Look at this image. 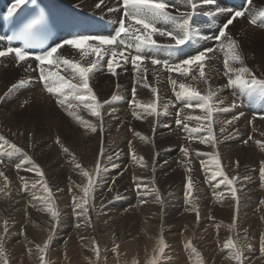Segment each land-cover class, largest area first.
Instances as JSON below:
<instances>
[{"label": "bare ground", "instance_id": "bare-ground-1", "mask_svg": "<svg viewBox=\"0 0 264 264\" xmlns=\"http://www.w3.org/2000/svg\"><path fill=\"white\" fill-rule=\"evenodd\" d=\"M95 2L96 0H92L90 2L88 1L86 2V0H83L82 1L83 4L81 7L90 9L92 8V5ZM253 8L256 9V6L253 5ZM187 10H190V9H187ZM172 14L176 15L175 13H172ZM238 22H242V21H237L235 24H237ZM247 33L250 35L251 42L257 43V41L259 42V40L264 38L263 33H260L259 30H256L254 28L252 29L249 28ZM213 46L215 45H210L209 42H206V43L198 42L196 45L195 51L190 52L189 54L184 55V56H179L169 51L149 52L148 55L150 58L155 57L161 60H167L170 63H177V62H181L185 57L189 55L196 54L198 51H201L205 48L213 47ZM243 57H244V62H245L244 66L246 67H248L249 62H253L255 60L254 55L250 53L243 55ZM223 59H224L223 53L218 50L214 55H212V59L207 62V66L205 69V70L209 69V72L206 73L207 83L199 80V78L197 80H192L190 78H184V77L179 76L178 79L180 83H185L187 85H190L191 87L196 88L198 91H200L202 95L207 94L209 89L212 90L213 92L219 91V93L217 94L218 97H216L218 100L222 99L224 102L231 100V103H233L236 100L235 102L242 104L241 109H237L236 112H233L234 107L227 104L226 105L228 109L227 111L214 112L213 114V118H218L219 131L222 127L225 128V131L222 132V134H227L230 131H235L234 136L236 137V139H233V140H226L225 139L226 135L223 137L218 136V151L217 152L219 153L220 160H221L220 162H221L224 173L229 177V179H232L233 177L237 178L235 187L237 189L238 202L231 198V187H229L225 183H222L221 180L211 179V174L213 171L216 170V167H215V164L213 163L212 156L208 154L203 155V151L205 149H211V148L216 147L217 145L216 141L215 143H207V144H201L199 143V141L198 142L192 141L190 143H187L184 141L185 144H188V145H192L193 143H195L192 150L188 153L187 156H185L184 153H182L181 151H178L176 144L178 145L180 144V140H178L179 139L178 136L182 134L183 129L179 128V129H176L177 133L174 132L173 124L176 125L175 121L177 119V113H180L181 118H185L187 116H193V115L204 116L205 113H202L199 110V108H196L197 109L196 112L189 113L188 108L184 107V102L176 99L177 103L179 104L178 111L167 109L164 112V114L160 116L158 120V122L161 120H165L164 124L170 125V129H172L171 130L172 134H169L170 130L168 132L159 131L158 124H157V129L154 131L155 132L154 135L161 134V135L166 136L167 138L166 139L162 137L160 140L156 139L158 144L153 142L151 138V136L153 135L152 129L154 127L153 126L154 125L153 116H145L143 113V109L135 108V105H134V108L132 109L133 111L135 110L139 115H141V119L139 120L133 119V121L137 122L138 120L142 125L148 126L149 129L148 131L144 133L137 132V133L128 134L126 132L124 137L125 138L129 137V140H128V145H125V149L128 150L127 148H129L131 150L135 149V151H144L148 155L144 157V155L138 153L135 155V158L134 157L122 158L120 161L118 160L116 162H122L121 170L128 169L131 171V170H134L135 167L136 168L140 167L144 169L145 170L144 174L147 176H150L153 180H155L154 183L162 182V180H167L169 183L172 180L175 181L178 178H182V177H184L183 179L186 182L189 178V174L194 170V174L191 175L192 180H194L195 182L197 180H200L201 182L211 183L209 185H206L203 189H201L198 185L195 187L197 196L201 194V198L198 196L201 203L197 204V207L200 205V208L198 211L196 210V213H194L195 208L193 207V204L190 200L191 197H189V195L187 194L186 186L180 185L178 189L172 190L171 193H166L165 190L162 188L160 191H162L164 195H170L168 198H166L163 195H158L157 191L156 192L154 191L149 192L147 190L141 191V188L147 187L146 189H150L151 187V185H148L149 183L147 184H145L144 182L142 183L141 182L142 178L140 179L141 181L137 180V181H134V183H128V180H125L127 182V185H123V183L122 185H119L118 183L114 182L115 187H116L115 190L113 189L114 187L111 188L112 186H110L111 190H109L110 188L104 189L101 187L102 189L100 192L96 193L94 192L95 190L93 191L94 193H96L95 195L92 193V189H91L90 194L92 195H89V198H91L92 201L95 199V201H93V205L91 208L92 218H94L93 221L89 220L88 215L86 214V212H84V197H85L84 194L79 195V196L72 195L71 198H69L68 202L62 200L65 203V205L62 202L57 203V201H59L60 196L63 197L62 193L64 192V190L63 192L60 193V195H51V198L54 199L53 202L48 203L47 202L48 200L43 198L45 195L44 189L40 188L38 185V182L41 181V179L40 180H31V179L29 180L26 177L27 175L25 176V173L28 171H24L23 168L31 166V164L28 163L29 158L32 163H36L37 161L39 162L42 161L43 163L47 164L48 166L47 171L44 173L45 180L43 181H46L49 184L51 182H54L53 181L54 179H55V182L60 181L62 172H66V171L69 174L74 175L75 178H78V177L81 178L82 176L81 171L79 168L75 167L76 164L83 166L81 168L86 171H89L90 165H93V164L97 166H101V168L104 167L106 164V161L104 162V159H106L105 153H104V150L106 149V145L103 144L102 142L103 137H101V133H99L98 131L100 129L104 134L107 132L106 127L104 125L106 112H104L103 113L104 122L102 120V124H101V121L98 120V118L96 117L90 120H86L85 119L86 117H85L82 120L85 121L86 123L82 125L78 123L76 119H74L73 117H70V119L68 118L69 122H66L63 119H60V118L56 119L51 116L52 117L51 120L43 121V127H41V129H38L36 125H33L31 121L30 123L32 124L30 123L29 124L32 127H29L28 131H24V133H26L27 135L25 139L18 137L20 133H17L16 135L17 131H14L13 133H11V135L17 136L18 142H20L21 144H25L26 146L24 147L17 146L16 142L13 140L16 146L21 149L20 152H14L13 150L7 151L5 148L0 150V159L4 161V163L0 165L5 167V169L9 171V175L13 176V179H12L13 184H16L14 187L12 186L13 188H9L8 184L5 185L4 177H7V176L4 175V177H0V189H3V191L0 192V200H1L0 201V227L1 225H4V222L8 223L9 219H7V216L9 217L12 212L20 213V211L18 210H20L21 208L20 207L18 208V206L26 204V206H28L27 211L24 213L26 218L23 212H21V215L23 217L22 221H24V224H22V226H18L19 223L17 222L15 223V226H13L14 224H12L11 222L8 226L9 230H8L7 235H11L14 232H19L18 235L24 236L25 232L27 231V233L30 232L34 234L36 238H42L43 236H44L43 238H45L47 236L46 234H48L49 232L48 228H49L50 222L52 221L50 219L45 221L46 214L44 213V210H47L48 206L50 205L53 211L59 213L58 210H60L61 212H63L61 214L62 219H63L61 220L62 222L60 221L59 226L58 225L55 226V230L59 229L60 231L57 233L56 237H54L55 239H53L54 242L52 245L53 246L64 245L66 244L64 241H67L68 239L69 241H71L70 254L74 258H77L79 256L83 257L84 252L87 253L88 246L91 242L95 241L96 243V240L92 241V237L90 236V233H89L92 231V229H95L96 233L98 232L99 229H102L101 230L102 232L104 229L107 230L108 228L110 229V231H113V232L116 231L118 236L116 235L112 236L111 241L115 243V241L117 240L116 238L118 237L119 241L122 242V245H123L126 240H137V235L140 233V230L141 232H143L146 242H149L150 239H152V236H149L150 234L151 235L159 234L160 236H162V234L160 233L161 227L164 228L163 226H167L168 224H172L174 227L176 225L183 226L181 222L185 221L184 223H186L187 226H185L186 224H184V226L191 227V229L189 227L185 228L186 232H189V236L188 234L186 236L179 235L177 237L178 243L184 239L185 240L189 239L191 241H196L197 243L201 244V241L198 238V236L202 232H205L204 225H206V223L211 222L210 225L218 228V239L216 236H214V240L217 243L218 254L208 253L207 255L208 257H207L204 255L203 250H202L203 257L199 253L196 256H194L195 253L192 251V249H186L187 243L185 244L184 242L181 250L174 248V246L172 248H169V250L171 249L173 250V252L177 251V253L175 255L173 254L172 251H170V253L166 255L167 262L163 259V257L160 256L161 254L158 256L156 255V258H157L156 261L158 262V261L164 260L165 263L163 262V264H172L173 262L179 263V264H186V263L194 264L192 262L194 260L201 261L203 259L202 261H213L212 258H218V261H220L219 258H222V260L227 259V260L235 261L234 259L228 258V256L231 254V251H230L231 249L225 248V244L229 240H232L233 242L237 243L239 246L243 245L242 251L246 250L245 248L246 245L252 247L251 251L250 250L243 251V259H248L247 261L249 262L247 263H250L251 261L252 262L255 261V263L263 261L264 251H262L261 242H262V239H264V226L262 228H260L259 226L262 223H264V203H261L262 201H264V176L260 175V167H261L262 162H264V147H262V145H264V128L259 130L257 127H253L249 125L248 122L250 121V116L252 115L250 111L256 113L264 109V107L260 103L259 94L261 93L259 90L250 92V91H242L238 88L228 87L227 89H224V88L222 89V88H218V86L213 87V88L210 87L209 82H211L213 78L217 76L219 77V79L227 78V76L225 75V69L223 66ZM248 68L251 71L258 70V67L256 65H253ZM95 71L96 73H98L97 70ZM2 72H4L5 74L0 75V94L3 93L7 89L6 88L7 84H10V83L5 84L4 78L12 77L16 73L13 70H6V69H4ZM68 73H69L68 78H70L71 73L70 72ZM105 73L104 75H107ZM134 73L135 71H130V76ZM263 73L264 71L259 70V76H256V77L258 79L264 80ZM92 74H95V73L93 72ZM196 75L198 77V73H196ZM95 76H98V74H95ZM100 77L105 78V77H102L101 75ZM107 81H108V78L104 79L102 83L98 85V88L99 89L104 88L105 91H107V86H109L111 90L112 83H110L109 85H106ZM179 84L176 86L175 91H179ZM127 87L128 86H126V88ZM27 89L28 90H22V91L17 90L18 94L16 95V97L21 96V95L31 96V98L34 100V103H36L39 106V109H42L41 114L43 116L49 115L50 114L49 111L53 110V105L57 104L56 98L52 97L51 94L46 92L44 90L43 85L34 84L31 87H28ZM113 89H115V87H113ZM105 91L102 90L103 96L100 95L101 102H103L102 97L106 99L108 98L110 94V92L104 93ZM144 91H148V89H144ZM173 96L176 98L174 91H173ZM19 98L20 97H18L17 101L20 100ZM167 99H168V95L165 93V88H164L162 96H159V103L164 107ZM136 100L140 102V99L136 98ZM70 102L78 104V102L76 101H70ZM7 103L13 104L15 105L14 107H16V103H14L13 101L12 102L7 101ZM140 103L147 104L149 102L142 101ZM220 105H218V107ZM77 108H82L85 111V114H89L87 109H85L82 105H78ZM8 110H9V106H8ZM111 110L119 112L120 115L133 117L132 115L133 111L129 110L127 106L125 107L123 105L121 106V103L119 102L115 103L114 105H110L107 108V111H111ZM243 112L246 113L245 115L246 117L244 118L239 117L238 119H234V117L239 116ZM10 115H12V113ZM0 120H2V122L8 127L17 128V125L16 127L12 125L13 123H18L17 120L13 119V116L5 117V114L3 112L0 114ZM229 120L233 122L231 124H226L225 122ZM188 121L189 120L185 119L184 123L187 124ZM262 121H263L262 126L264 127V120ZM38 122H40V119L38 120ZM71 123H72V126H71ZM88 125H95L96 131L92 132L91 129L88 127ZM118 125L119 123L114 124L115 128H117ZM214 126L215 124L213 122V127ZM2 131L4 132V130ZM76 131L78 135L80 136V137L77 136L76 138L79 137L80 141H82L81 147L77 145V143L79 142H76V140L78 139H75L74 141L71 140V137L75 138ZM52 132H55V133L52 134ZM31 134H35L34 135L36 136L35 140L30 138ZM205 135L206 134L193 135L192 137L194 136L195 138L203 137ZM69 136L71 137L69 138ZM141 137L145 139H141ZM249 137H251V139H249ZM261 137H263V139H260ZM57 138H59V141H60L59 144L56 143ZM246 140L248 141L247 143H245ZM130 142L132 145L130 144ZM164 142H168V143H164ZM68 146L76 150V152H78V158H73L69 150L67 152L63 150L64 148L69 149ZM170 148H173V150H171L170 153L168 154L169 152L168 149ZM119 149L124 150V145H121ZM89 152H91L90 153L91 155H88ZM59 153L62 155L61 159H59L61 157V156L59 157L60 155ZM33 155H35V157H33ZM82 155H85V157H82ZM140 158H142V160ZM148 159L151 160L150 164H148V161H147ZM251 160L254 161L255 163L254 166L250 164ZM17 164L21 165V170L19 171L16 168ZM110 165L112 166L113 163H111ZM128 170L122 171V172L128 173ZM0 172L4 173V170L0 168ZM100 172H101L100 176H102L103 178L107 177L109 179L111 177H116V175L117 177L119 176L118 172H113V173L112 172L103 173L102 171ZM119 172L121 174V171ZM21 177H23L24 179L22 180ZM102 177H101L100 182H105L106 179H102ZM95 179H97V176H95ZM150 183H153V182H150ZM34 184H35V187H33ZM133 188H134L133 195H127L130 193L128 192V193H125L124 195L123 194L120 195V197H117L115 200H113L114 198H112L113 201L109 199L108 201H112L111 204H108V202L103 201L102 203H100L101 207H97L98 202H100L99 194L104 192L102 190H105V191L108 190L106 192H108V195H110L111 197V195H116V193L119 191L123 193L124 191H128L129 189L133 190ZM59 190L61 189L53 188L52 194L54 193V191L59 192ZM40 195L42 198L41 200L39 199ZM172 195H178V196L184 195L183 197L184 199L178 200L176 199L175 196L172 198ZM47 196L48 194L45 195V197ZM74 197L76 198L75 204L73 203ZM89 198L87 197L88 200ZM255 200H257L258 203H255L257 205L254 207L252 201L254 202ZM13 202H16V203H13ZM45 202H47L48 204H45ZM19 203L21 204L19 205ZM37 203L38 205L34 206ZM107 204H108V207H105ZM10 205H13V207L11 208V212L10 210L8 212V208ZM56 205H58L57 210L55 207ZM68 205L72 209L73 208L76 209V211L73 210L75 213L74 212H73L74 214L72 213L74 217L71 214L73 218H70V219L67 218L68 214L71 212V211H68V208H69ZM76 205H81V206L77 207ZM112 206L116 208L117 210L116 214H110L109 210L111 209ZM33 207L36 209L35 211L36 214H33V213L31 214V212H34L35 210V209H32ZM65 207L67 209H65ZM250 208H252L253 210L249 212L250 215H246L245 209H250ZM257 211H261V212L257 213ZM197 212L199 213V215L202 214V216H204L200 222H196ZM168 214H171L173 216L167 217ZM193 214H195L194 216H196V219H194ZM206 214L207 215L211 214V215L206 217L205 216ZM35 215L37 216L40 223L43 222L42 225L40 226L37 225ZM176 215H178L179 217H175ZM232 216H235L234 220L238 223L236 227L237 230L234 229L236 231V234L232 232L233 229L231 228L229 229V226L230 227L234 226V224L230 223V222L234 223ZM254 216L259 217V220L256 223H252ZM131 217L134 219V221H137V224L131 220ZM58 219H60V217ZM58 219L53 218L55 224L58 223L59 221ZM73 219L74 220L76 219L75 223ZM90 223L94 225V228H91ZM194 223H195V227L193 226ZM251 223L253 225L252 227L249 226L250 229H248L247 226L250 225ZM77 225H79V227H77ZM53 226H54V223H53ZM64 227L71 229L70 232L68 233L66 231L67 229H65ZM258 228L260 231L258 230ZM63 229L65 230V232L63 231ZM172 229L175 230V228H172ZM134 230H136L135 231L136 234H134L133 236H130L128 232L134 231ZM192 231L195 232V237H193L194 235L192 236V233H193ZM62 233L64 234L63 238L61 236ZM102 233H104V231ZM65 234H68L70 236H66ZM106 234H108V231L105 232L104 237L107 236ZM101 237L102 236L99 235V239L103 243V238L101 239ZM191 237H193L192 238L193 240L191 239ZM15 238L16 237H12L8 241L4 239V247L8 248L9 250L8 251L4 250V257L0 258V261L7 260L8 264H27V262L32 258V254L29 255V252L32 251L33 248L35 250L36 244H33L34 242L32 241H28L27 243L22 242V241H16ZM148 251L151 252V250H148ZM140 255L143 258L145 253L140 252ZM114 258L116 257L111 258L109 262L111 263L115 262ZM243 261L246 263L245 260Z\"/></svg>", "mask_w": 264, "mask_h": 264}, {"label": "snow or ice", "instance_id": "snow-or-ice-1", "mask_svg": "<svg viewBox=\"0 0 264 264\" xmlns=\"http://www.w3.org/2000/svg\"><path fill=\"white\" fill-rule=\"evenodd\" d=\"M202 2L206 5H213L215 0H202ZM103 3L104 0H99L95 6L100 8ZM24 4L25 0H16V3L7 10L8 17H12L16 9ZM118 5V7L109 9L110 12H121L122 10L118 20L115 21L118 26L115 27L114 34L112 35H73L71 38L64 39L62 43L56 44V46L43 51L39 55H31L25 50V48L11 46L9 43V46L0 49V60L11 61L16 67L26 65V70L32 69L35 71L38 69V79L43 82L44 90L54 96L57 105L64 108L69 116H72L82 125L86 122L72 111V109L77 108L78 105H82L87 109L91 116L98 118V120L101 121V124L103 120L101 111L103 104L97 99L96 94L93 92V89L89 84L90 76L94 70L102 67L103 65L101 62L105 61V58L107 57V70L111 75L116 76L117 68L121 67V62L125 64L131 62L134 71L140 73L136 78V83H141L144 88H150L155 97L152 102L147 104L140 103L136 100L137 89L134 85L131 90L132 104L135 105V108L143 109L145 116L158 117V90L149 85L147 82V68L144 67L142 70L141 66L144 65L145 60L148 59L147 52L160 48L180 52L183 50L184 46L189 45L194 39L200 36V33L194 29L192 23L198 7L197 0H186V6L190 9L187 11H181L179 8H176L175 5L169 3V0H118ZM170 8H176L177 15H173L169 11ZM202 14L206 16L229 14L217 30V33L212 37H203L206 40L212 39L216 41V45L198 51L195 55H189L187 58H184L181 62L177 63H170L167 60L152 57L150 60L151 65L154 68L155 66L160 65L162 66V69L169 74L176 73L178 76L185 78L191 76L192 80H197L199 78V80L207 83L205 72L207 62L212 59V54H215L219 50L224 55L223 66L225 69V75L228 76V84L242 91L259 90L260 93L264 95V80L258 79L248 67L244 66V57L239 50V45L229 32V26L233 25L234 21L245 19L246 17L248 18V22L254 26L257 25L258 21H261L258 26L264 28V8L256 10L253 8V0H243L241 7L238 9L219 8L216 11L204 12ZM40 19L41 17L33 19L28 27L31 28L40 23ZM155 37L165 38L168 43L160 44ZM8 39L9 42H11L12 38L9 37ZM66 45L70 49L77 50L82 59L87 57H93V59L84 65L73 59L65 58L63 55H58L60 50L64 49ZM29 61L36 62L35 69L32 68L31 63H28ZM232 64H239L240 67L234 68ZM45 65L48 67H45ZM63 71L70 72L71 77L68 78L65 75H62L61 73ZM196 73H198V77ZM30 82V80L21 79L18 84H13L5 95L7 96L17 87H22ZM169 83L173 86L176 99L183 101L185 108L195 107L199 108L202 113H205L204 116H187L185 118H181L180 113H177V119L175 121L176 125H183V127L190 133L206 132L207 135L196 137L201 144L215 143L216 137L213 132V114L214 112L228 110L227 108L218 107V105L223 104L224 101L222 99L218 100L216 98V93L210 89L207 94L202 95L196 88L185 83H180L179 91H175L177 81L172 79L171 75L169 76ZM112 99L115 100L116 97L113 96ZM70 101H76L78 104L71 103ZM27 103L28 101H24V104ZM105 103H107V101H105ZM21 106L23 107V105ZM235 106V103H233L232 107ZM164 108L167 109V105H164ZM132 115L135 119H141V115L135 110L132 112ZM238 118V116L234 117V119ZM259 118L264 120V115H260ZM185 119L206 121V123H202L199 127L188 129V125L184 123ZM232 122L233 121L229 120L225 123L231 124ZM88 127L92 132L96 131L95 125H88ZM220 131L224 132L225 128L222 127ZM141 139L145 138L141 137ZM249 139H251V137H249ZM247 142L248 141L246 140L245 143ZM56 143H60L59 138H57ZM5 145L10 146L14 152L21 151V149L15 144L9 145V141L5 137L0 136V148ZM262 147H264V145H262ZM63 150L65 152L68 151L67 148H64ZM183 151L184 155L187 156L188 150L184 149ZM133 156L135 158V153H133ZM109 159H111V157H109ZM140 159L142 160V158ZM2 163H4V161L0 159V164ZM28 163L31 164V166L25 167L23 170L34 172L36 176L41 177V181L38 183L43 184L44 191L48 193V196L45 199L50 200L51 190L48 188L46 181H43L44 173L38 165L31 162L30 158ZM213 163L215 164L216 170L212 172L211 179L215 180L217 176L223 177L221 182L232 186L231 198L238 202L237 189L235 187L237 178L233 177L232 179H229L227 177L221 166L218 153L213 157ZM75 167L80 169L83 176L89 178L87 186L83 189L84 196L87 198L90 190L94 187V180L89 172L82 169L79 164H76ZM16 168L18 171L21 170V165L17 164ZM95 171L97 174L99 173V166H97ZM260 175L264 176V162H262L260 167ZM0 177H4L3 172H0ZM4 179L5 185H7V178L4 177ZM21 179L23 180L24 178L21 177ZM33 187H35V184ZM193 188V181L191 177H189L187 180V194L189 197L191 196ZM2 191L3 189H0V192ZM75 200L76 198L74 197V204ZM84 203H87V199L84 200ZM261 203H264V201ZM76 206L80 207L81 205ZM47 210L51 212L54 219L58 217V213L53 211L50 205ZM84 212H87V208H84ZM197 218L199 219L198 212ZM77 227H79V225H77ZM5 233H7V228H5ZM50 239L51 237H49V240ZM261 243L262 251H264V239H262ZM48 247L49 244L47 242L43 247L38 246V251L40 253L38 258L41 264H47L45 253ZM118 247L119 246L116 245L113 251H116V248ZM165 247V242L163 239H160L158 246L159 253H164ZM245 247H247V245ZM225 248L232 250L231 254L228 256L229 259H234L237 264H243V251L241 246L232 240H229L225 244ZM186 249H192V251L195 252L190 240L186 244ZM94 251L97 257H99L98 246L94 248ZM29 255H31V251L29 252ZM3 257L4 238L0 237V258ZM4 264H7V260L4 261ZM153 264H155V262H153Z\"/></svg>", "mask_w": 264, "mask_h": 264}, {"label": "rangeland", "instance_id": "rangeland-1", "mask_svg": "<svg viewBox=\"0 0 264 264\" xmlns=\"http://www.w3.org/2000/svg\"><path fill=\"white\" fill-rule=\"evenodd\" d=\"M69 2H73V1H75V0H68ZM76 1H81V5L80 6H82V1L83 0H76ZM90 2V1H92V0H86V2ZM184 2H185V0H183ZM263 0H257V3L258 2H262ZM254 6H256L257 7V4L256 3H254ZM239 23H241V22H238L237 24H239ZM247 25V24H246ZM237 28H239V27H237ZM264 35V34H263ZM242 47L245 45L247 48L244 50V49H240V52H241V54H243V55H245V54H248V53H250V54H252V55H254V61L253 62H249L248 63V67H251V66H253V65H256L257 67H258V70H253L252 72L256 75V76H259V70H261V71H264V38L263 39H261V40H259V42L257 41V43H255V42H251L250 41V35L247 33V32H245V33H243L242 34ZM255 43V44H254ZM215 59H217V58H215ZM247 62V61H246ZM232 66L234 67V68H238V67H240V65L239 64H232ZM15 72V71H14ZM94 73L95 74H98V73H96V71L94 70ZM105 74H107V73H105ZM264 74V73H263ZM102 77H106V75H101ZM11 78V77H10ZM217 80L219 79V77L217 76V77H215ZM227 80H228V76H227V78H226ZM4 82H5V84L6 83H9L10 82V79H9V77H5L4 78ZM210 83V87L211 88H213V87H216L215 86V84H213V82L211 81V82H209ZM126 86H129V84L127 83V84H121V87L120 88H126ZM9 87V84H7V87L6 88H8ZM228 87H230V88H234V87H232V86H230L229 84H228ZM33 89V88H32ZM17 90H19V91H22V90H28V89H23V88H19V89H17ZM17 90H16V92H17ZM6 91V90H5ZM253 91H255V90H253ZM250 92H252V91H250ZM215 93H216V97H218L217 96V94L219 93V91L217 92V91H215ZM2 96H4L3 95V93H1L0 94V97L4 100H2V99H0L1 100V102L0 103H2V101H3V103L0 105V114L1 113H3L4 112V114H5V117H10V116H13V119H15V120H17V122L18 123H13L12 125L13 126H15L16 127V125H17V128H12V127H8V126H6L3 122L1 123L0 122V131L3 133V134H5L11 141H15L16 142V144L18 145V146H22V147H24V146H26L25 144H21L20 142H18V140H17V133H20L19 134V136L18 137H20V138H22V139H25L26 137H27V135H26V133H24V131H28V128L29 127H32V126H30V124H32L33 123V125H36V127L38 128V129H41V127H43V121L44 120H51L52 119V117H56V119H63L64 121H66V122H69V120H68V118L70 119V117H67L66 116V113H65V109L64 108H61L59 105H57V104H54L53 105V110H51V111H49V115H46V116H43L42 114H41V110L42 109H39V106L36 104V103H31V102H33L34 100L31 98V96H17L16 98H13L12 97V93H10L9 95H5V97L3 98ZM18 97H20L19 99L21 100H32L31 102H29L28 101V103H27V105L26 104H24V102H21L20 104H19V106H18V101H17V99H18ZM26 97V98H25ZM127 99L129 98V97H126ZM131 100V99H130ZM7 101H13L14 103H16V107H14L15 105H13V104H8L7 103ZM235 102V101H234ZM54 103V102H53ZM5 105V106H4ZM21 105H23V107H25L24 109L22 108V106ZM36 105V106H35ZM127 106V104H121V106ZM134 105V104H133ZM8 106H9V110H8ZM13 106V107H12ZM178 107H179V104H178ZM127 108L129 109V110H132L133 111V109L132 108H129L128 106H127ZM133 108H134V106H133ZM11 109H12V111H11ZM14 109V110H13ZM189 110V109H188ZM15 111V112H14ZM52 111H53V113H52ZM237 111V109H235L234 108V110H233V112H236ZM240 111V110H239ZM242 111V110H241ZM55 112L58 114V118H57V115L55 114ZM108 111H106V113H107ZM12 113V115H10ZM250 113L252 114L251 116H250V118L253 116V115H258L259 117H260V115H264V109H262L261 111H258V112H256V113H254V112H252V111H250ZM36 114V115H35ZM242 114V115H241ZM238 117H240V118H244V117H246L245 115H246V113L245 112H243V113H241ZM3 115V114H2ZM10 115V116H9ZM32 115H33V117H32ZM52 116V117H51ZM242 116V117H241ZM15 117V118H14ZM46 117V118H45ZM40 119V122H38V120ZM107 120H109L110 119V117H108V118H106ZM36 120H37V122H36ZM32 121V123H30ZM26 122V123H25ZM36 122V123H35ZM12 123V122H11ZM30 123V124H29ZM4 124V125H3ZM23 124V125H22ZM19 125V126H18ZM20 125H22V126H20ZM70 125V124H69ZM71 126H72V123H71ZM109 126V125H108ZM113 126V127H112ZM111 127L113 128V130H114V128H115V126H114V124L112 125L111 124ZM23 128V129H22ZM7 129V130H6ZM10 129V130H9ZM14 129V130H13ZM15 129H17V130H15ZM2 130H4V132L2 131ZM171 130L172 129H170V131H169V134H172V132H171ZM14 131H17L16 132V135H11V133H13ZM53 133H55V132H52V134ZM10 134V135H9ZM35 134H31V139H33V140H35L36 139V136H34ZM13 136V137H12ZM77 136H79L78 135V133H77V131H76V135H75V138H72L71 136H69V138L71 137V140H75V139H78V140H76V142H79V143H77V145L78 146H81L82 145V141H80V139L79 138H76ZM105 138L107 139V136H106V134H105ZM160 139V138H159ZM21 144V145H20ZM123 149V148H122ZM122 149H120V150H122ZM171 150H173V148H170ZM105 151V150H104ZM131 151V150H130ZM132 152V154L133 153H135V155L137 154L136 153V151L135 150H133V151H131ZM91 152H89L88 153V155H91L90 154ZM94 153H96V152H94ZM60 154V153H59ZM61 156V157H60ZM33 157H35V155H33ZM59 159H61L62 158V155L60 154L59 155ZM82 157H85V155H82ZM106 157V156H105ZM109 157V156H108ZM108 157H106V159H108L109 160V158ZM106 159H104V162L106 161ZM230 160H232V159H230ZM121 163L122 162H116V164L117 165H119L120 164V166H121ZM35 165H38L39 166V168L42 170V172L43 173H45L46 171H47V164L46 163H43L42 161H37L36 163H34ZM250 164L252 165V166H254V161H250ZM88 165V164H87ZM86 165V166H87ZM93 165H95V164H93ZM93 165H90V168L93 166ZM1 166V165H0ZM111 166V165H110ZM81 167H83V166H81ZM113 167H115V166H113ZM0 168H5V167H0ZM121 168H122V166H121ZM121 168L120 169H116V171L115 172H118L119 174H120V172L119 171H121ZM99 169H101V166H99ZM5 170V169H4ZM126 170V169H125ZM86 171V170H85ZM135 171V172H134ZM88 172V171H87ZM103 172V171H102ZM5 173L7 174V172L5 171ZM30 173L31 172H26L25 173V176L30 180H40L41 179V177H39V176H37L36 177V175H35V173L34 172H32L31 173V175H30ZM101 172L99 171V173L96 175L97 176V182H96V188L94 187V189H92V193L95 195L96 193H98V192H100L101 191V189L102 188H104V189H109L110 188V186H112L111 188H113L114 190H115V183H117V182H115L114 183V179L117 177V175H116V177H111V178H107V177H105V178H103L102 176H100L101 174H100ZM118 173H116V174H118ZM140 173V174H139ZM145 173V170L144 169H142V168H140V167H138V168H134V170H131V175L130 176H128V177H126L127 176V174H121V181H123L122 183H123V185H127V182L125 181L124 182V178H125V180H128V183H134V181H141L140 179L142 178V183L144 182L143 181V179L145 180V181H148V182H151V177L150 176H147V175H145L144 174ZM66 174V175H65ZM118 174V175H119ZM35 175V176H34ZM133 176V177H132ZM147 176V177H146ZM32 177V178H31ZM101 177H102V179H106V181L105 182H100V180H101ZM7 184L9 185L8 187L9 188H13L16 184H13V182H12V179H10V177L8 176V174H7ZM135 178H137V179H135ZM184 177H182V178H178L181 182H182V180H184L183 179ZM80 180V181H78V180ZM88 177L86 178L85 176H81V178H75L74 177V175H71V174H69L67 171L66 172H62V176H61V180L60 181H58V182H55V179L53 180L54 182H51L50 184H49V186H48V188L51 190V192H52V190H53V188H59V189H61V190H59V192L58 191H54V193L52 194V195H60V193L61 192H63V190H64V192L62 193L63 194V197L62 196H60V198H59V201H57V203H63L64 205H65V203L63 202V201H66V202H68V200H69V198H71V196L72 195H77V196H79V195H83L84 194V192H83V186H85L86 185V181H88ZM113 179V180H112ZM133 179H135V180H133ZM177 179V180H178ZM182 179V180H181ZM192 179V178H191ZM49 180V179H48ZM75 180V181H74ZM108 180V181H107ZM177 180H175L176 182H174V186L176 185V186H178V184L180 185V181H177ZM67 181V182H66ZM131 181V182H130ZM167 180H162V182H160V184H162V186L163 187H165V186H167V185H169L170 183L172 184V182H169V183H166V184H164L165 182H166ZM193 182H195L194 180H192ZM100 182V183H99ZM148 182H144L145 184H147ZM47 183V182H46ZM81 183H83V184H81ZM48 184V183H47ZM54 184V185H53ZM63 184V185H62ZM68 184H70V185H68ZM108 184V185H107ZM38 185H39V187L40 188H43L42 186H43V184H41V183H38ZM42 185V186H41ZM129 185V184H128ZM13 186V187H12ZM53 186V187H52ZM97 186H99V187H97ZM130 186V185H129ZM65 187V188H64ZM102 187V188H101ZM110 188V189H111ZM95 190V191H94ZM99 190V191H98ZM118 190V189H117ZM133 190H134V188H133ZM69 191V192H68ZM91 191V190H90ZM96 192V193H94V192ZM102 191H104V192H102V193H100L98 196L100 197V199H99V201H101L100 203H102L103 201H106V202H108V204H111V202L113 201V200H115L117 197H120V195H122V193L119 191V192H115L116 193V195H111V197H110V195H108V192H106V191H108V190H102ZM143 191V190H142ZM58 192V193H57ZM105 192H106V194H105ZM44 193H46L45 191H44ZM103 194H105V195H103ZM117 194H119V195H117ZM163 195L162 194V192L161 193H158V195ZM90 195H92V194H90ZM109 196V198H108V196ZM124 195V194H123ZM89 196V195H88ZM163 196H165L166 198H168L170 195H163ZM176 197V199H184L183 197H184V195H172V198L173 197ZM181 197V198H180ZM43 198H46L45 197V195H44V197ZM112 198H114L113 200H112ZM40 200L42 199L41 198V195H40V198H39ZM104 199V200H103ZM109 199H111L112 201H108ZM63 200V201H62ZM84 200H85V197H84ZM162 200V199H161ZM160 200V201H161ZM1 201V200H0ZM54 201V199H50V200H48L47 202L48 203H50V202H53ZM257 200H255L254 202L252 201V203H253V205H254V207L257 205V204H255V203H258V201L256 202ZM47 202H45V204H48ZM162 202V201H161ZM13 203H16V202H13ZM39 203V202H38ZM38 203L37 204H35L34 206H37L38 205ZM100 203H98L99 205H100ZM175 203V202H174ZM21 203H19V205H20ZM108 204L105 206V207H108ZM85 205H87V204H85ZM53 206V205H52ZM58 205H56L55 207H56V210L58 209V207H57ZM101 206V205H100ZM13 207V205H10L9 206V208H8V212H9V210H10V212H11V208ZM21 208L20 210H18V211H20V213H11V215L8 217L7 216V219H9V221H8V223L7 222H4V225H1V227H0V237H2L3 236V238L6 240V241H8L9 239H11L12 237H16L15 238V240L16 241H22V242H25V243H27L28 241H32V242H34L33 244H36V247H35V250H34V248H33V250L31 251V254H32V258L27 262V264H41V262H40V260H39V255H40V253H39V251H38V246L39 247H43V245L47 242L48 244H49V247H48V249H47V251H46V253H45V260L47 261V264H113V263H115V264H153V262H155V264H163V262L165 263V261L167 262V260H166V255L168 254V253H170V251H172L173 252V250H169V248H172L173 246H174V248H176V249H179V250H181L182 249V247H183V243L185 242V244L189 241V239H187V240H182L181 242H179L178 243V239H177V237L179 236V235H182V236H186L187 234H188V236H189V232H186V229L185 228H190L191 229V227L190 226H188V227H185V226H187V224L186 223H184V222H181L182 224H183V226L182 225H180V226H178V225H176L175 227L172 225V224H168L167 226H163L164 228H162L161 227V230H160V233L162 234V236H160L159 234L157 235H149V236H152V239H150V241L149 242H146V240H145V238H144V235H143V232H141V230H140V233L137 235V240H126L125 241V243L122 245V242H120L119 241V238L117 237L116 239V241H117V243H116V241H115V243L114 242H112L111 240H112V236H118L117 235V232L115 231V232H113V231H110V229L108 228L107 230H103L104 231V233H102L101 232V230L102 229H99L98 230V232L96 233L95 232V229H92V231H93V233H92V231L91 232H89L90 233V236L92 237V241L93 240H96V243H95V241H93V242H91L90 244H89V246H88V251H87V253L86 252H84L83 253V257L82 256H79V257H77V258H74L71 254H70V243H71V241H69L68 239H67V241H64L66 244H64V245H61V246H53L52 244H53V242H54V240L53 239H55L54 237H56V235H57V233L60 231L59 229H56L55 230V226H59V224H60V221L61 220H63L62 219V213L63 212H61L60 210H58V217H57V219L60 217V219H58L59 221H58V223L57 224H55V222H54V220H53V217H52V214H51V212H49L48 210H44V213L46 214L45 216H46V218H45V221H47V220H51L53 223H54V226H53V223L52 222H50V225H49V232H48V234H46L45 236V238H36L35 237V235L34 234H32V233H27V231L25 232V235L24 236H20V235H18L19 234V232H14L13 234H11V235H7L8 234V230H9V224L12 222V224H14L13 226H15V223H19L18 224V226H22V224H24V221H22V219H23V217H22V215H21V212H23V214L27 211V207L28 206H26V204L25 205H21V206H18V208ZM67 207V206H66ZM65 207V209H67ZM68 207H69V205H68ZM149 208V207H148ZM32 209H35L34 207L32 208ZM251 209V210H250ZM250 209H245V214L246 215H250V213L249 212H251L253 209L252 208H250ZM73 210H75L76 211V209L75 208H71V207H69L68 208V211H71L69 214H68V216H67V218L68 219H70V218H73L74 217V211ZM248 212H247V211ZM36 209L34 210V212H31V214L33 213V214H36ZM195 211V212H194ZM193 212L194 213H196V210H194ZM74 212V213H73ZM109 212H110V214H116L117 213V210H116V208L115 207H111V209L109 210ZM258 212H261V211H257V213ZM73 213V214H72ZM108 213V212H107ZM106 213V214H107ZM129 213V212H128ZM127 213V214H128ZM71 214H72V216H71ZM195 214H193V216H194ZM209 215H211V214H209ZM208 215V216H209ZM24 216H25V214H24ZM64 216V215H63ZM169 216H173V215H171V214H168L167 215V217H169ZM65 217V216H64ZM63 217V218H64ZM148 217H150V216H148ZM175 217H179L178 215H176ZM203 217L204 216H201V217H199V219H198V221H197V219H196V216H194V219H196V222H200L202 219H203ZM256 217V218H255ZM25 218H26V216H25ZM232 218H233V221H234V223L233 222H230V223H232V224H234V226H232V227H230L229 226V229L231 228V229H233L232 230V232H234L235 233V230H237V222L234 220L235 219V216H232ZM19 219V220H18ZM35 219H36V221H37V225L38 226H40V225H42V223H40L39 222V220H38V218H37V216L35 215ZM35 219H34V221H35ZM94 219V218H93ZM76 220V219H75ZM75 220L73 219V221H74V223H75ZM131 220L132 221H134V219L131 217ZM218 220V219H217ZM259 220V217L258 216H254L253 217V220H252V223H256L257 221ZM42 221H44V220H42ZM62 222V221H61ZM136 224H137V221H134ZM139 222V221H138ZM169 222H171V221H169ZM210 223L211 222H209V223H206V225H204V228H205V232H202L199 236H198V238L200 239V241H201V244H199V243H197L196 241H191V243H192V247L195 249V255L194 256H196L198 253L199 254H201L202 255V257H203V253H204V255L205 256H207L208 255V253H213V254H218V248H217V243L215 242V240H214V236H216L217 237V239H218V228L217 227H214V226H212V225H210ZM229 223V224H230ZM250 224V225H248L247 226V228L248 229H250V227H252V225L253 224ZM184 224H186L185 226H184ZM236 225V226H235ZM51 226V227H50ZM193 226L195 227V223L193 224ZM250 226V227H249ZM264 226V223H262L259 227L260 228H262ZM234 227V228H233ZM5 228H7V233H5ZM20 228V227H19ZM65 228V227H64ZM88 228H90V227H88ZM167 228V229H166ZM172 228H175V230H173ZM203 228V227H202ZM201 228V229H202ZM65 229H67L66 231L69 233L70 232V230L71 229H68V228H65ZM235 229V230H234ZM44 230V229H43ZM51 230V231H50ZM171 230H173V231H171ZM258 230H259V228H258ZM63 231L65 232V230L63 229ZM106 231H108V234H106L107 236H105L104 237V234H105V232ZM135 231L136 230H134V231H130V232H128L129 233V235L130 236H133L134 234H136L135 233ZM260 231V230H259ZM193 232V231H192ZM100 233V234H99ZM127 233V234H128ZM93 234V235H92ZM236 234V233H235ZM66 236H70V235H68V234H65ZM99 235H101L102 237H101V239L103 238V243L100 241V239H99ZM194 235V236H193ZM61 236H62V238L64 237V234L62 233L61 234ZM94 236V237H93ZM192 236L193 237H195V232H193L192 233ZM49 237H51V239L49 240ZM193 237H191V239L193 238ZM99 239V240H98ZM160 239H163V241L165 242V245H166V247H165V251H164V253H159V251H158V246H159V241H160ZM39 240V241H38ZM193 240V239H192ZM74 243V242H73ZM31 244V243H30ZM91 244H92V246H91ZM115 244V245H114ZM116 245H118L119 247L118 248H116V251H113V249L116 247ZM122 245V246H121ZM251 245V244H250ZM64 246V247H63ZM96 246H98L99 247V257H97V255H96V253H95V251H94V248L96 247ZM110 246H111V248H113V249H111L110 248ZM241 247L243 246V245H240ZM53 247V248H52ZM57 247V248H56ZM93 247V248H92ZM248 247V248H247ZM247 247H245L246 248V250H243V251H247V250H250L251 251V249H252V247L251 246H248L247 245ZM251 247V248H250ZM64 248V249H63ZM91 248V249H90ZM151 248V249H150ZM202 248V249H201ZM53 249V250H52ZM242 249H243V247H242ZM4 250H6V251H8L9 249L8 248H6V247H4ZM50 250H52V251H50ZM105 250V251H104ZM110 250V251H109ZM148 250H151V252L150 251H148ZM202 250H203V253H202ZM107 251V252H106ZM111 251H112V253H111ZM168 251V252H167ZM230 251H232V250H230ZM106 252V253H105ZM140 252H144L145 253V255H144V257L142 258L141 257V255H140ZM171 252V253H172ZM52 253V254H51ZM91 253V254H90ZM176 253H177V251H174L173 252V254H175L176 255ZM61 254V255H60ZM64 254V255H63ZM104 254V255H103ZM106 254V255H105ZM161 254V255H160ZM51 255V256H50ZM85 255V256H84ZM101 255H102V257H101ZM156 255L158 256V255H160L161 257H163V259L165 260H163V261H158V262H160V263H158L157 261H156ZM54 256V257H53ZM164 256H165V258H164ZM113 257H116V258H114V260H115V262H109L110 261V259L111 258H113ZM208 257V256H207ZM52 258V259H51ZM108 258V259H107ZM212 258V257H211ZM84 259V260H83ZM213 259V261H196V260H194V261H192L194 264H237V262L236 261H233V260H227V259H223L222 260V258H219V260L220 261H218V258H212ZM63 260H64V262H63ZM222 260V261H221ZM243 260H245L246 261V263L243 261V264H264V260L263 261H261V262H256L255 263V261H251L250 263H247V262H249V261H247L248 259H243ZM5 261V260H4ZM4 261H0V264H4ZM162 262V263H161ZM222 262V263H221ZM8 264V263H7ZM172 264H179V263H175V262H173ZM187 264V263H186Z\"/></svg>", "mask_w": 264, "mask_h": 264}]
</instances>
